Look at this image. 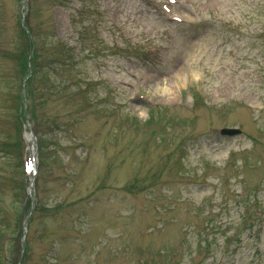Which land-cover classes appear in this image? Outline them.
Instances as JSON below:
<instances>
[{
  "label": "rangeland",
  "instance_id": "374dc122",
  "mask_svg": "<svg viewBox=\"0 0 264 264\" xmlns=\"http://www.w3.org/2000/svg\"><path fill=\"white\" fill-rule=\"evenodd\" d=\"M78 1L0 0V264H264V0Z\"/></svg>",
  "mask_w": 264,
  "mask_h": 264
},
{
  "label": "trees",
  "instance_id": "16d2710c",
  "mask_svg": "<svg viewBox=\"0 0 264 264\" xmlns=\"http://www.w3.org/2000/svg\"><path fill=\"white\" fill-rule=\"evenodd\" d=\"M57 52L59 53V55H57L53 61H50L49 68L52 65L65 66V65H67L68 63L71 62L70 60L72 59V57L69 54L67 49H65V50L60 49ZM47 82L50 83V81H48V80H47Z\"/></svg>",
  "mask_w": 264,
  "mask_h": 264
},
{
  "label": "water",
  "instance_id": "95a60500",
  "mask_svg": "<svg viewBox=\"0 0 264 264\" xmlns=\"http://www.w3.org/2000/svg\"><path fill=\"white\" fill-rule=\"evenodd\" d=\"M237 131H222V134H226V135H235L237 134Z\"/></svg>",
  "mask_w": 264,
  "mask_h": 264
}]
</instances>
